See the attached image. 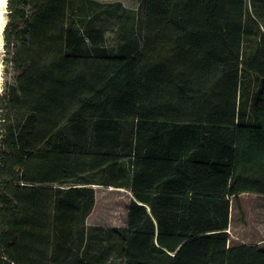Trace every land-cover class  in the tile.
<instances>
[{
    "label": "trees",
    "instance_id": "trees-1",
    "mask_svg": "<svg viewBox=\"0 0 264 264\" xmlns=\"http://www.w3.org/2000/svg\"><path fill=\"white\" fill-rule=\"evenodd\" d=\"M103 0H7L0 264H104L95 190H129L116 264H264L229 247L232 201L264 196V0H145L118 52Z\"/></svg>",
    "mask_w": 264,
    "mask_h": 264
},
{
    "label": "rangeland",
    "instance_id": "rangeland-1",
    "mask_svg": "<svg viewBox=\"0 0 264 264\" xmlns=\"http://www.w3.org/2000/svg\"><path fill=\"white\" fill-rule=\"evenodd\" d=\"M145 0H103L85 7L74 2L71 8L88 11L94 26L105 30L106 45L120 51L123 46L134 47L141 43L143 3ZM3 11V31L8 22L7 3ZM3 31L0 38V94L5 74ZM118 51V52H119ZM95 208L87 219V233L93 255L104 264H116L117 242H101L104 234L124 233L127 227L128 207L132 200L129 190L94 186ZM229 247L238 244L260 245L264 250V196L243 194L232 201L230 227L227 231Z\"/></svg>",
    "mask_w": 264,
    "mask_h": 264
},
{
    "label": "bare ground",
    "instance_id": "bare-ground-1",
    "mask_svg": "<svg viewBox=\"0 0 264 264\" xmlns=\"http://www.w3.org/2000/svg\"><path fill=\"white\" fill-rule=\"evenodd\" d=\"M7 3V0H0V38L1 33L3 31L4 23H3V11L1 10L3 6Z\"/></svg>",
    "mask_w": 264,
    "mask_h": 264
},
{
    "label": "crops",
    "instance_id": "crops-1",
    "mask_svg": "<svg viewBox=\"0 0 264 264\" xmlns=\"http://www.w3.org/2000/svg\"><path fill=\"white\" fill-rule=\"evenodd\" d=\"M243 244H245V245H249V244H246V243H243ZM258 247H260V245H258Z\"/></svg>",
    "mask_w": 264,
    "mask_h": 264
},
{
    "label": "water",
    "instance_id": "water-1",
    "mask_svg": "<svg viewBox=\"0 0 264 264\" xmlns=\"http://www.w3.org/2000/svg\"><path fill=\"white\" fill-rule=\"evenodd\" d=\"M92 188H94V186H92Z\"/></svg>",
    "mask_w": 264,
    "mask_h": 264
}]
</instances>
